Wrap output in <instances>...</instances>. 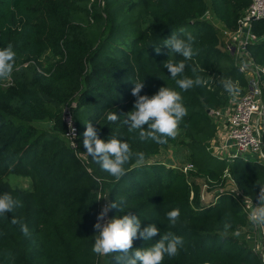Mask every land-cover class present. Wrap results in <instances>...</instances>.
Wrapping results in <instances>:
<instances>
[{
  "label": "trees",
  "instance_id": "obj_1",
  "mask_svg": "<svg viewBox=\"0 0 264 264\" xmlns=\"http://www.w3.org/2000/svg\"><path fill=\"white\" fill-rule=\"evenodd\" d=\"M249 3L0 0V50L12 45L16 54L11 86L0 87V195L7 193L23 205L0 216V264H99V255L92 251L93 224L104 201L121 199L125 212L111 209L108 219L131 212L141 229L155 224L162 235L171 232L183 239L178 254L165 256L162 264H262L255 243L246 238L251 222L242 198L257 201L264 164L242 157L217 161L207 150L216 133L208 111L226 108L233 97L223 81L238 82L235 97L247 88L244 74L223 50V31L236 30ZM172 33L195 37L194 55L184 61L183 76L199 75L208 81L206 86L181 91L164 68L169 60H184L163 46ZM252 33L256 41L247 51L264 66V18L252 23ZM154 47H161L160 52ZM142 81L140 95L169 87L180 92L187 109L178 135L164 144L140 141L121 123L135 101L134 83ZM72 104L75 149L65 137L62 119L63 109ZM108 112L120 119L108 122ZM89 121L100 139L126 141L144 160L137 163L133 156L119 181L101 170L83 148ZM261 138L264 143V124ZM176 144L187 148V160L196 171L185 174L151 160ZM226 174L236 192L224 189ZM12 177L28 179V188L8 184ZM192 177L202 178L206 191L213 192L208 205L201 203ZM101 197L107 199L97 200ZM173 209L180 210L175 225L166 216ZM13 217L27 225L30 235L11 224ZM159 238L136 239L133 250L150 247ZM117 255H108L106 264H117Z\"/></svg>",
  "mask_w": 264,
  "mask_h": 264
},
{
  "label": "clouds",
  "instance_id": "obj_2",
  "mask_svg": "<svg viewBox=\"0 0 264 264\" xmlns=\"http://www.w3.org/2000/svg\"><path fill=\"white\" fill-rule=\"evenodd\" d=\"M163 41V46L168 49V53L171 52L184 58L178 62L169 60L164 64V68L168 70L178 88L181 91H187L195 86H206L208 81L199 75H196L194 79L183 76L187 67L184 61L190 60L194 55L195 37L191 33H187L185 38H180L172 33L168 39ZM154 49L159 53L161 47H154ZM15 55L12 45L0 50V79L10 78ZM192 71L195 73L196 69L193 68ZM143 88V81L134 83L131 95L135 97V101L132 110L123 115L121 123L127 126L129 132L137 133L140 141L164 144L169 138L174 139L178 135L179 125L187 115V109L182 103L180 92L172 88L160 87L151 96L140 95ZM223 88L233 97L240 91L238 82H234L230 78L223 81ZM119 119L120 116L115 112H108L106 115V120L110 123H115ZM74 131L73 129L72 132L74 133ZM82 143L84 152L100 166L101 170L117 181L126 175L124 166L130 162L133 156L136 157L137 163L144 160V154L142 152L133 153L126 141L116 137H109L107 142L100 139L98 129L90 121L85 123ZM102 198L107 199L101 197L97 200ZM256 200L257 204L250 208L248 219L254 225H264V187L259 186ZM22 206V202L14 199L11 195L7 193L0 195V216H6V213L13 212ZM125 206L121 199L119 202H108L101 207L96 222L93 224L95 234L92 251L95 254L108 256L119 253L115 257L117 264H162L165 256L171 258L178 254L184 243L181 237L175 236L171 232L162 235L155 224H149L141 229L140 219L131 212L106 219L111 209L125 212ZM166 216L169 222L175 225L180 218V210L168 211ZM11 224L18 225L25 236L30 235L27 225L20 219L13 217ZM225 227L227 228L228 225L226 224ZM157 235L160 238L150 247L133 250L134 240L151 241Z\"/></svg>",
  "mask_w": 264,
  "mask_h": 264
},
{
  "label": "built area",
  "instance_id": "obj_3",
  "mask_svg": "<svg viewBox=\"0 0 264 264\" xmlns=\"http://www.w3.org/2000/svg\"><path fill=\"white\" fill-rule=\"evenodd\" d=\"M249 1V6L239 19L236 30L223 31L225 40L223 50L230 55L234 65L244 74L247 88L242 96L235 97L237 102L232 108L226 107L209 113L216 125V133L208 142L207 150L217 159L242 157L264 164V143L261 138L264 124V66L256 64L247 51V45L256 41L252 33V23L264 18V0ZM74 106L73 104L66 106L62 113V119L67 126L65 137L73 149L76 148L75 140L78 134L72 114ZM180 170L187 174L194 171L195 167L192 163H188L180 167ZM226 176L228 175L226 174ZM262 187H264V183ZM200 201L204 203L202 192ZM104 204L106 201L102 206ZM242 204L248 215L250 208L254 207L257 201L251 202L242 198ZM251 226L256 227L254 229L255 242H257L255 250L258 254L262 251L264 257V238L257 232L259 226L252 223ZM252 235L247 231L246 238L250 239ZM258 235L260 241L257 239ZM254 236L252 237L254 238Z\"/></svg>",
  "mask_w": 264,
  "mask_h": 264
},
{
  "label": "rangeland",
  "instance_id": "obj_4",
  "mask_svg": "<svg viewBox=\"0 0 264 264\" xmlns=\"http://www.w3.org/2000/svg\"><path fill=\"white\" fill-rule=\"evenodd\" d=\"M206 17L209 18V16H206ZM218 28L220 29L221 26H218ZM9 86H11V82L9 81V79H0V87L2 89H5ZM230 99H231L230 100L231 102L230 101L228 102V104L226 106L227 108L228 107L232 108L234 106V104L237 102V98H235V97H231ZM188 154H189V152H188L187 148L176 144V145L169 146L165 150H162L158 156L153 157L151 160L163 162L168 167L171 166V167L180 168V167H183L189 163L187 160ZM210 156L213 157L211 154H210ZM213 158H215V157H213ZM215 159L217 160V158H215ZM195 171H196V168H195ZM225 179L226 180H225L224 189L227 191L236 192L234 184L232 183L231 179L228 176H226ZM191 181L193 182V184L197 185L199 187L200 191L202 192L203 202H204L203 204H207L208 202L210 203L213 200L212 199L213 192L210 191L208 193L206 191V184H205L204 180L202 178L192 177ZM6 182L12 186H17L18 188H22V189H26L29 186V180L26 178H13L12 177V178H9L8 180H6ZM251 230H252V226H251ZM249 240H250L249 241L250 245H252V242H254L255 245H257V242H255V236L253 239H249ZM256 249H257V247H256ZM106 257L107 256L99 255V264H106Z\"/></svg>",
  "mask_w": 264,
  "mask_h": 264
},
{
  "label": "crops",
  "instance_id": "obj_5",
  "mask_svg": "<svg viewBox=\"0 0 264 264\" xmlns=\"http://www.w3.org/2000/svg\"><path fill=\"white\" fill-rule=\"evenodd\" d=\"M258 226H259V231H257V232L259 233V235H260L261 237L264 238V225H258ZM254 229H256L255 226L252 227V230H251V226H250V229L248 230V232H249L250 235H251V234L254 235ZM253 235H252V236H253ZM259 235L257 236V239L260 241ZM252 236H250V239H253ZM259 241H258V242H259Z\"/></svg>",
  "mask_w": 264,
  "mask_h": 264
},
{
  "label": "water",
  "instance_id": "obj_6",
  "mask_svg": "<svg viewBox=\"0 0 264 264\" xmlns=\"http://www.w3.org/2000/svg\"><path fill=\"white\" fill-rule=\"evenodd\" d=\"M208 113H210V111H208ZM259 258L261 260V263L264 264V259H263L264 257H263V252L262 251L259 253Z\"/></svg>",
  "mask_w": 264,
  "mask_h": 264
}]
</instances>
